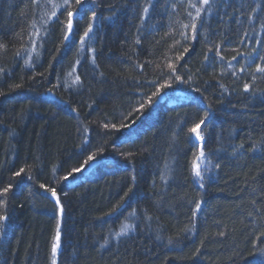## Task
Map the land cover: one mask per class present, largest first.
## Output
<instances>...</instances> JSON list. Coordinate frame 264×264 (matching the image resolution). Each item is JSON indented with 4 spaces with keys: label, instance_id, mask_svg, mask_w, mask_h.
Masks as SVG:
<instances>
[{
    "label": "trees",
    "instance_id": "trees-1",
    "mask_svg": "<svg viewBox=\"0 0 264 264\" xmlns=\"http://www.w3.org/2000/svg\"><path fill=\"white\" fill-rule=\"evenodd\" d=\"M70 4L0 0V264H264V0Z\"/></svg>",
    "mask_w": 264,
    "mask_h": 264
},
{
    "label": "snow or ice",
    "instance_id": "snow-or-ice-1",
    "mask_svg": "<svg viewBox=\"0 0 264 264\" xmlns=\"http://www.w3.org/2000/svg\"><path fill=\"white\" fill-rule=\"evenodd\" d=\"M33 2L35 3L36 0H33ZM200 2H201L202 5L209 6V10H210V0H200ZM48 3H52L54 9L63 8L65 5H68L69 7H71L70 0H63V4L54 3V0H48ZM82 3H83V0H75V4L77 6L80 5V4H82ZM191 7L196 8V16L193 18V23L191 24V31L193 33V37L192 38L194 39L195 38L196 30H197V24H196L195 20H196V18H199L201 16L202 8L201 7H197L195 4H192ZM66 11H67L66 28H67V30L69 32H71V30L73 28V16H74V12L72 10H67V9H66ZM142 12L144 14H147L149 12V6L143 7ZM189 15L191 16V13H189ZM56 16H57V12L55 10H53L51 12V15L49 16V19H51L52 17H56ZM95 17H96V13L93 12L91 19L94 20ZM182 27L183 28H188L189 25L183 24ZM91 31H92V24L89 23L88 28H87V31L84 32L83 36H81V42L82 43L84 42L85 37H87L88 34ZM181 35L184 36L185 39L188 38L186 33H181ZM64 39L66 40V39H68V37L65 36ZM136 43H139V40H137ZM0 47H4V46L3 45H0ZM187 51H188V49L185 48L184 49V52H187ZM217 55H219V52H217ZM205 59H207V57H205ZM233 59H235V57H233ZM168 67L171 69V71L173 73H175V71H176L175 66L169 64ZM256 70L258 72L264 73V67H261L259 65H257V69ZM0 71H2V70H0ZM176 79L179 80L180 77L179 76H176ZM73 82L74 83L79 82V77H76L75 81H73ZM168 86H170V85H162L161 88L168 87ZM249 89H250V85L245 84L244 85V90L245 91H248ZM159 94H160V91L159 90L156 93H154V95H156V96H158ZM206 118L207 117H205V119ZM204 123H205V120L202 119V120L199 121V123H196L192 128L189 129L190 132L196 134V136H197L198 139H203L200 136V133H199L198 130L200 129L201 125H203ZM105 127H107V125ZM113 127H115V126L113 125ZM93 159H95V156H89L88 157V160L85 161V164L89 163ZM204 159H205V153H204L203 150H201L200 153H199V155L194 160L193 166H192V170H193L195 176L196 177H200L201 179H203V177H202V170H201V167H200V163L203 162ZM217 167H218V165H217ZM23 171H24V169H21L20 170V172H23ZM74 171H80V169H75ZM20 172H17L16 175L17 176L20 175ZM65 179H67V177H65ZM201 186H203V185H201ZM10 187H11V185H9V187H5L3 189V193H7L9 191V188ZM40 187L41 188H44L46 191L50 192L53 197H56L57 193H56V190L54 188H45V185H43V184L40 185ZM3 193H0V195H2ZM56 203H57V205L60 204L59 199L56 200ZM199 207H200V203H197L196 204V208L199 209ZM61 211H62V208H61ZM6 219H7L6 216L0 215V221H4ZM128 229H129V225L125 224L121 228V230L116 233V235L117 236L124 235V234L127 233ZM221 235H223V233H221ZM262 235H264V233H262ZM59 240H60V233H59V231H57L56 236H55V243H53V245H52V254H53V256H55V254L57 252V248L59 247ZM169 242H171V241H169Z\"/></svg>",
    "mask_w": 264,
    "mask_h": 264
},
{
    "label": "water",
    "instance_id": "water-1",
    "mask_svg": "<svg viewBox=\"0 0 264 264\" xmlns=\"http://www.w3.org/2000/svg\"><path fill=\"white\" fill-rule=\"evenodd\" d=\"M74 16H75V14H74ZM74 16H73V18H74ZM49 96H50L51 98L54 97L53 94H49ZM159 100H160V101H163V96H160V97H159Z\"/></svg>",
    "mask_w": 264,
    "mask_h": 264
}]
</instances>
